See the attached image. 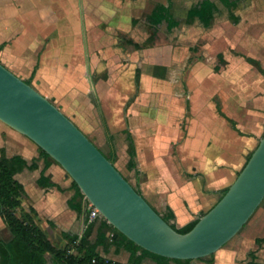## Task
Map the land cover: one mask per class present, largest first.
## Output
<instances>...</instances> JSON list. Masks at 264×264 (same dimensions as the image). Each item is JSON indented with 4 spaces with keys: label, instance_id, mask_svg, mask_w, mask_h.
Returning a JSON list of instances; mask_svg holds the SVG:
<instances>
[{
    "label": "crops",
    "instance_id": "crops-1",
    "mask_svg": "<svg viewBox=\"0 0 264 264\" xmlns=\"http://www.w3.org/2000/svg\"><path fill=\"white\" fill-rule=\"evenodd\" d=\"M211 1L216 9L211 26L202 33V41L206 44L195 65L202 62L207 53L213 64L217 60L224 63L220 71L213 68L218 78L210 95L213 105L197 117L196 128L189 127L188 123L184 134L181 121L179 136L161 145L155 141L149 122L142 117L137 106L141 102H129V93L122 96L117 88L102 80H95L94 84L88 72L107 67L111 74L125 66L124 62L137 69L139 51H131L130 46L120 40L131 39L126 34L136 29L134 21L139 15L146 10V16L149 15L157 4L168 5V0H0V64L23 81L30 82L55 104L113 162L154 210L162 217L173 214L172 223L178 228L199 221L221 200L264 136V0H231L237 2L233 12L220 0L221 6L217 0ZM171 2L172 11L173 0ZM104 3L118 12L129 6L127 12L132 10L127 19L129 29L110 27L125 35L108 44L114 49L113 58L105 51L108 45L100 46L89 37L91 28L107 23L96 20L93 15V9L101 10ZM232 13L238 18L237 23L232 21ZM61 18L64 21L62 30ZM79 27H83L84 49L76 43L71 44L72 28L76 31L74 37L80 39ZM149 36L150 31L146 41ZM71 46L78 50L77 54H71ZM151 49L160 51V55L163 52L157 47L143 50L147 51L143 56V61L148 60L145 67L150 68L143 83L152 73L153 78L161 77L157 66L166 67L162 56V64L149 62ZM124 53L130 54V60L123 58ZM60 68L63 77L58 80ZM136 69L132 76L136 75ZM125 71L119 76V84ZM142 94V102H147L150 93L144 91ZM191 96L189 92V98ZM190 118L195 115L190 113ZM128 131L136 150L133 168H129ZM3 153L8 158L21 156L28 165L17 176L25 190L22 210L17 211V216L34 209L36 224L60 249H65L69 238L81 237L88 227L89 213L84 199L76 197V189L64 169L42 157L34 142L0 121V156ZM34 161L38 169L31 170L29 167ZM46 165L45 175L54 184L52 187L38 184ZM79 206L83 208L81 214L76 210ZM94 222L91 241L96 242L99 232L106 235L107 248L101 245L97 249L100 257L113 264H130L131 254L124 247L117 250L110 246L111 229L104 227L100 231L101 220ZM53 237H59L58 242L62 241L63 245L56 244ZM258 238H264V209L251 220L240 242L214 254L213 263L210 256L192 260L190 264H248L249 254L254 251L258 261L263 263L264 244L259 247ZM12 239L11 230L0 216V241ZM244 242H249L250 248L242 256ZM46 264H54L50 255H47ZM142 264L156 263L146 258Z\"/></svg>",
    "mask_w": 264,
    "mask_h": 264
},
{
    "label": "water",
    "instance_id": "water-1",
    "mask_svg": "<svg viewBox=\"0 0 264 264\" xmlns=\"http://www.w3.org/2000/svg\"><path fill=\"white\" fill-rule=\"evenodd\" d=\"M0 121L58 163L117 231L173 260L223 249L264 201V136L223 198L188 233L177 232L78 126L31 84L0 64Z\"/></svg>",
    "mask_w": 264,
    "mask_h": 264
},
{
    "label": "rangeland",
    "instance_id": "rangeland-1",
    "mask_svg": "<svg viewBox=\"0 0 264 264\" xmlns=\"http://www.w3.org/2000/svg\"><path fill=\"white\" fill-rule=\"evenodd\" d=\"M197 2H199V0H173L172 12L175 15V19L179 22L180 25L170 33H167L165 26L161 28L162 34L158 37L159 44L154 46L155 48H160L163 51L161 55L159 54L161 52L156 49L149 50L150 63L154 62L158 64L160 62V64H162L163 57L166 67H163L162 65L156 67L157 71L159 70L158 74L161 77L153 78L154 74L152 73V76L148 77V79L143 83L145 73L150 72V68L145 67V64L148 62L146 57L144 61L141 57L138 62L136 61L137 68L141 66L140 68L142 71L139 88H137L136 86L135 74L134 76H132V73L136 69V67L133 65L129 67L128 65H126L127 62H124L125 66L122 65L120 68H118L117 71H114L111 74L109 73V69L107 67L100 68L101 71L98 70L99 68H95L94 70H89L88 72V76H90L94 84L96 83V81L98 82L99 80H102L103 83L108 84L113 88H117L122 96L129 93V102H141L137 106L142 111V117L144 118L145 122H149L152 127L151 132L154 135L155 141H157L158 143L160 142L159 144L161 145L164 141L166 143L168 142L169 144L170 141L179 136V124L181 123V121V126L184 130V134L188 123L189 127L196 128V124L198 122L197 117L201 113L206 112L207 109L213 105L210 95L213 90H215L216 84L218 82L217 74L213 71V68L215 69V67L217 66L222 69L224 64L219 60H217L213 64L207 53L206 58H204L202 62L195 65L197 63V60L202 57V46L206 44V41H202V33L205 30L204 25L198 22L197 19H192L190 21L187 17L188 11L196 7ZM75 3L76 2H74L73 4ZM106 5L108 4L104 3V8H102L101 10H99L98 8H94L93 11L95 12L93 13V15L96 16V20L101 22L106 21L110 26L107 23H104L101 27L96 25L95 27H93L94 30L91 27V29L89 30V37H93L96 44L100 46H107L111 42L114 43V40H116V38L119 37L121 39L125 36L123 33H118L117 29L110 30V27L114 28L118 26L123 28L124 30H127L131 27L127 22V19L132 12L131 9L130 13L127 12L130 6L122 10V12H118L115 8H109ZM65 6H67V3H65ZM146 11L143 14L139 15L137 23L135 24L136 29L132 30L129 34H126L127 37L134 39L141 44H144L146 42L149 31L148 24L146 22ZM55 22L56 20L52 23V25L54 24L53 27L55 26ZM63 22L64 21L61 18L59 22V24H61V30L63 28ZM195 23H197V25H195ZM77 25L78 24L76 23L75 26L77 27ZM64 26L67 30V26ZM79 29H81V31H79L80 39L78 36V38L74 37L76 31L72 28L71 44L73 46V44L76 43L77 45H81V48L84 49V33L82 32L83 27H79ZM72 46L71 54H77L78 50L76 51V49ZM129 49L131 51H134L132 47H130ZM91 51H93V48L91 49ZM105 51L111 58H113L112 56L115 55L112 45H108ZM146 52L147 51H139V54L140 56H144V53ZM98 53L99 57L103 58L102 55H100L101 53L99 51ZM123 58L130 60V54L124 53ZM113 67L114 65L112 66V68ZM61 69L62 68H60V74L58 73V77L56 78L58 80L63 77V69ZM64 71H66L65 68ZM122 71H125V73L123 74L124 76H122L121 82L119 84L118 80ZM65 76H67V74ZM149 78H151V80ZM144 91L150 93V99L147 102H142V92ZM189 92L192 95L191 98H189ZM190 113H193L195 115V118L191 119ZM181 114L183 115L182 119L180 117ZM263 209L264 203H262L256 213L250 219V221L241 230V232L237 236H235L225 247L232 248L236 243L240 242L247 234V228L251 220H253L254 216H256ZM100 218L103 217L101 216ZM53 240L56 244H62V241H60L61 243L58 242L59 237H53ZM64 246L65 248H68L70 245L66 244ZM249 248V242H244L242 256L247 254Z\"/></svg>",
    "mask_w": 264,
    "mask_h": 264
},
{
    "label": "trees",
    "instance_id": "trees-1",
    "mask_svg": "<svg viewBox=\"0 0 264 264\" xmlns=\"http://www.w3.org/2000/svg\"><path fill=\"white\" fill-rule=\"evenodd\" d=\"M220 2L231 12H233L237 6L236 1L220 0ZM171 3V0H168V5L157 4L153 11L146 16L150 36L144 44L136 43L131 39H121L120 41L125 42L136 51H143L146 48L158 45V37L162 34L161 28L163 26L166 27L167 33H170L180 25L172 14ZM215 9L216 5L213 1L200 0L199 4L188 12V20L199 19L205 28H209L213 21ZM231 19L235 23L238 22V18L235 17L233 13L231 14ZM135 23H137V20L134 21V24ZM141 58H143V56H141ZM220 59L223 60L221 56ZM140 67L141 66L136 69L135 75L137 88H139L141 82L142 71ZM215 70L220 71L221 68L216 66ZM27 83L31 84L30 82ZM127 134L130 144L129 168H133L135 166L136 150L130 132L128 131ZM39 150L42 157L56 163L46 152L40 148ZM251 156L248 158V161ZM27 167V161L21 156L8 158L5 153L0 156V216L13 235V239L10 242L0 241L1 264H46L47 255L52 257L54 264H113L112 262L101 258L97 252L98 247L101 245H104V247L107 248L106 235L99 232L96 242L93 243L91 241V235L95 224L94 221L89 222L88 220V227L81 237L74 236L69 238V247H71V249H69V247L60 249L49 240L46 233L36 224L34 219L36 211L34 209H31L30 213L23 211L22 216H17V211L22 210V198L25 195L24 187L18 181L17 176ZM29 169H38L37 161H34ZM46 170L47 165L42 170L38 184L42 187H52L54 184L51 183L50 179L45 175ZM72 185L76 189V197L84 199L83 193L73 180ZM228 190L229 188L224 191L223 196ZM137 192L140 193L138 190ZM76 210L80 214L83 212L82 206L77 207ZM163 219L181 234L190 232L198 223L197 221L184 228H178L172 223V220L174 219L173 214L170 213L164 216ZM97 220H101L100 231L104 227H109L111 229L112 236L110 238L112 239V242L110 243V246H115L117 250L124 247L131 254L130 264H142L143 260L146 258H151L156 264H170L171 262L177 264H190L192 261L173 260L153 254L129 240L111 226L104 218H99ZM256 244L259 247H262L264 244V238L256 239ZM72 250L76 251V253H72ZM249 257L250 261L248 264H264V262L262 263L258 261L256 251L251 252ZM213 258L214 255L211 256V263H213Z\"/></svg>",
    "mask_w": 264,
    "mask_h": 264
},
{
    "label": "built area",
    "instance_id": "built-area-1",
    "mask_svg": "<svg viewBox=\"0 0 264 264\" xmlns=\"http://www.w3.org/2000/svg\"><path fill=\"white\" fill-rule=\"evenodd\" d=\"M84 201H85V206L89 213V220L94 221L95 219L100 218L101 214L98 211V209H96L85 197H84Z\"/></svg>",
    "mask_w": 264,
    "mask_h": 264
}]
</instances>
